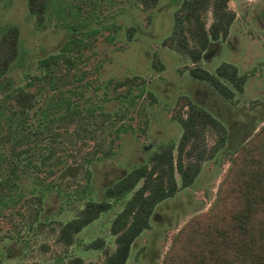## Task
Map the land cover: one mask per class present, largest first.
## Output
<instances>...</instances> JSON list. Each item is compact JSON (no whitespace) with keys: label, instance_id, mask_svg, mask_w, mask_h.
I'll return each mask as SVG.
<instances>
[{"label":"rangeland","instance_id":"1","mask_svg":"<svg viewBox=\"0 0 264 264\" xmlns=\"http://www.w3.org/2000/svg\"><path fill=\"white\" fill-rule=\"evenodd\" d=\"M178 1L146 5L141 0H51L38 24L25 0H0V28L15 25L19 38V64L0 79V98L7 82L6 91L30 90L37 102L61 93L76 106L71 115L50 124L49 136L37 138L40 144L52 141L55 146L38 173L52 185L42 191L40 203L26 192L24 201L0 216V264H65L73 257L83 264L100 262L104 250L114 246L109 223L125 197L110 199V208L80 229L70 245L54 241L58 227L74 217L85 200L102 199L107 185L160 146L172 143L175 157L181 129L172 116L181 97L221 123L224 143L201 162L189 186L179 187L174 173L175 194L155 205L149 226L131 243L124 264H164L174 235L213 205L235 144L264 126V0H228L235 16L227 37L211 42L196 63L164 43ZM209 21L207 13L206 26ZM70 25L79 32L96 31L83 38L88 45L72 50L74 67L55 68L52 84L30 79L39 73L37 61L58 51ZM221 61L246 76L242 91L231 99L189 74L194 66L213 72ZM3 107L8 113L13 100L5 99ZM57 107V112H65L66 104ZM215 138L207 131L206 147ZM68 166L76 171L64 172ZM25 184V190L31 188L28 180ZM93 241L100 247H90Z\"/></svg>","mask_w":264,"mask_h":264},{"label":"trees","instance_id":"2","mask_svg":"<svg viewBox=\"0 0 264 264\" xmlns=\"http://www.w3.org/2000/svg\"><path fill=\"white\" fill-rule=\"evenodd\" d=\"M50 1L25 0L29 14L38 24L44 21ZM141 1L153 5L157 0ZM207 13L210 21L206 26ZM234 16L228 0H179L172 12L171 30L164 43L196 63L211 42L227 37ZM68 31L56 53L37 61L39 73L30 79L52 84L55 68H73L72 50L88 45L83 38L96 33L91 30L79 32L75 25H70ZM127 37H130L129 33ZM18 55V28L15 25L0 28V79L19 64ZM189 74L206 82L224 99H231L234 92L240 93L246 78L233 64L225 61L219 62L213 72L194 66L189 69ZM29 81L26 83L30 84ZM8 84L3 83L4 94L0 98V216L24 201L26 192L41 202L42 191L50 188L52 183L38 173L52 157L55 146L52 141L40 144L37 138L49 136L50 124L71 115L76 107L72 108L71 102L61 93L54 98L47 95L40 103L30 90L15 87L6 91ZM7 98L13 100V108L8 113L3 107ZM61 102L66 104L65 112L54 109ZM37 103L41 106H35L39 105ZM172 118L181 129L175 157L172 143L151 152L145 162L107 185L102 199L85 200L74 217L60 224L54 237L56 243L70 245L80 229L110 208V199L125 197L109 223L114 246L110 251L104 250L103 259L96 264L125 263L131 243L149 226L155 205L175 194L178 185L174 173L179 176V187L189 186L201 162L216 152L225 140L221 123L185 97L177 102ZM207 131L216 134L210 147H206L204 140ZM235 150L215 202L174 235L164 255V264H264V126L237 142ZM63 170L74 173L76 168L68 166ZM26 180L31 184L28 190L24 189ZM96 242H91L90 247H100ZM65 264L83 263L79 257H73Z\"/></svg>","mask_w":264,"mask_h":264}]
</instances>
